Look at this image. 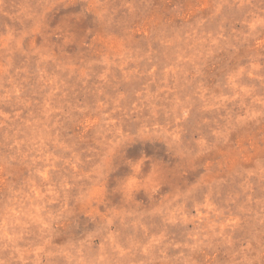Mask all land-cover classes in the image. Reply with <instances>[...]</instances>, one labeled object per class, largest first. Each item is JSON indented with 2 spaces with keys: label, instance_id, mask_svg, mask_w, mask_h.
I'll return each instance as SVG.
<instances>
[{
  "label": "rangeland",
  "instance_id": "rangeland-1",
  "mask_svg": "<svg viewBox=\"0 0 264 264\" xmlns=\"http://www.w3.org/2000/svg\"><path fill=\"white\" fill-rule=\"evenodd\" d=\"M0 264H264V0H0Z\"/></svg>",
  "mask_w": 264,
  "mask_h": 264
}]
</instances>
